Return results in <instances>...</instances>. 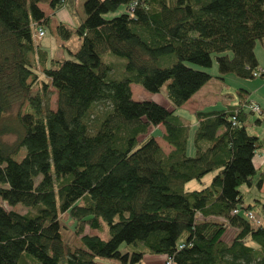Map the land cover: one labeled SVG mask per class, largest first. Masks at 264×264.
Returning a JSON list of instances; mask_svg holds the SVG:
<instances>
[{"label": "trees", "instance_id": "16d2710c", "mask_svg": "<svg viewBox=\"0 0 264 264\" xmlns=\"http://www.w3.org/2000/svg\"><path fill=\"white\" fill-rule=\"evenodd\" d=\"M39 4L77 17L54 29L78 40L67 58L34 44L32 32L50 24ZM263 37L264 0H0V264H139L146 254L264 264V222L251 210L264 215V199L245 203L240 190L256 174L260 142L248 128L259 112L249 101L194 111L192 154L189 123L174 112L211 78L203 68L212 58L218 76L252 78ZM106 53L123 64L102 61ZM133 84L149 93L165 85L170 108L133 99ZM191 180L200 186L187 188ZM16 204L28 211L5 208ZM63 213L73 248L60 233ZM103 223L106 239L91 234Z\"/></svg>", "mask_w": 264, "mask_h": 264}, {"label": "crops", "instance_id": "0c3cea01", "mask_svg": "<svg viewBox=\"0 0 264 264\" xmlns=\"http://www.w3.org/2000/svg\"><path fill=\"white\" fill-rule=\"evenodd\" d=\"M39 7L44 11L46 15H49L50 18L49 28L54 33H55L54 30L55 26L58 22L66 24L70 27H73L78 22V19L75 15L70 17L67 15V13L65 14L62 10H58V11L56 10L54 13H51L50 9H47V11H45L42 8V5L40 4ZM56 38L59 41V43L61 42L60 44L64 46L63 41H61L57 36ZM68 50H72V49H66V52H68ZM253 51L257 62L256 69L259 71V73L256 76H253L252 78H240L236 76L237 79H232V77H230L231 73H225L222 74L221 76H218L217 71L211 72L210 74L211 78L207 80L182 105H180V107H185L190 105L191 108H187V109H188V113L191 115L196 110L203 109L205 106H209L211 104H216V103L218 104L220 103L219 104L220 106L215 109H221L227 106H234L246 101H252L257 104L259 109V116L263 120L259 125H251L248 128L249 131L252 134H254L259 139L260 142L259 148L256 150V152L252 157V164L256 170V174L252 178L250 186L249 187L246 186L248 190L250 189L251 191V189H255L256 192L255 193L250 192L248 198L246 196L248 202H250V199L253 200L254 198H258L260 200L264 199V37L255 42ZM51 57L62 58L63 56L62 54L59 55L57 54ZM228 81H233L235 83L236 85L234 86L235 94L233 93V91H229L230 87L227 84ZM162 105H164L167 108H170L168 102L167 104H162ZM180 117L186 122H188L186 118H183L182 116ZM195 123L196 121H194V124ZM155 127H157L160 130L159 134H161L163 130L162 126L157 125ZM154 138L158 143V145L161 147L159 141H161L162 139L160 138V136L159 137L155 136ZM161 142H163L166 145L167 147L166 150L168 151L170 149L169 146L163 140ZM259 173H261L262 180L259 189H256L255 180L257 174ZM232 235H233V229L229 228L224 234L225 241H228L232 237Z\"/></svg>", "mask_w": 264, "mask_h": 264}, {"label": "rangeland", "instance_id": "374dc122", "mask_svg": "<svg viewBox=\"0 0 264 264\" xmlns=\"http://www.w3.org/2000/svg\"><path fill=\"white\" fill-rule=\"evenodd\" d=\"M74 1H76V0H74ZM42 8L45 11H47V9H48L46 7V5H44V4H42ZM121 9L122 8H118L116 10V13H119L121 11ZM58 10H62L65 14L67 13L68 16L72 17V14H70V11H69L68 7L62 6ZM32 33H33L32 34V39H33L34 44L38 45L39 48H41V49L46 51L47 58H50L51 56L57 55V54L58 55L62 54L63 57L67 58L68 56H67L66 49H73L78 44V40H77L76 36L74 34H72L71 37L68 40L63 41L64 46H62V44H60L61 42L59 43V41L57 40L55 33L52 32L49 27H44V35L42 37H37L36 34H34V31ZM101 59H102V61H105V60H107V61L108 60L109 61H116V62H120L122 64L124 62V59L118 58V57L113 56V55H111L109 53H106V54L102 55ZM37 67H38L37 70L39 71L40 67L39 66H37ZM203 69L206 70L210 74H211V72H216L217 68H216L215 59L212 58L211 65L209 67L203 68ZM212 69H213V71H212ZM254 72L255 73H259L258 70H255ZM120 76L121 75L116 76L115 78L120 77ZM230 77H232V79H237L236 76L233 75V74H231ZM227 84L230 87L229 91H233V93L235 94V90H234V86H236L235 83L233 81H228ZM164 89H165V85L162 86L160 92H158V93H149V92L144 91L139 85H134V84L131 85V93H132L133 99H135V98L136 99H152V100H155V101H157V102H159L161 104H167V100L165 99V96H164ZM54 97H55V95L53 94V92H51L50 98H49V103H48L49 108H54ZM219 104L216 103V104H211L209 106H205L203 108V110L218 108L220 106ZM187 108H191V106L188 105V106H185V107L175 108L174 112L176 114H178L179 116H182L183 118H186L188 120V123L190 124L189 125V130H188V138H187V154H192L193 152H192V144L191 143H192V131H193V128L195 126V124H194L195 117H194V114L190 115L188 113V109ZM151 132H152V134L154 136H157V137L160 136V134H159L160 130L157 127L151 128ZM139 138H141V137H139ZM6 139H8V138L6 137ZM161 141H159V143H160L161 147L163 148V151L166 152L167 151L166 150L167 147ZM210 177H211V175L207 174L202 179V182L203 183H207ZM199 186H200V184L197 181H195V180H191L188 183H186V187L189 188V189H192V188H195V187H199ZM240 190L243 192L244 198H246V196L248 198V196L250 195V192H252V193L256 192L255 189H251V191H250V189L248 190L246 188V186H244V185L240 186ZM247 198L244 199L245 203H246V201H248ZM5 208L6 209H13V210H15V211H17L19 213H24V212L28 211L27 208L21 206L20 204H16L14 206H6L5 205ZM251 210H252V213L259 220L264 222V215H263V213L261 212V210L257 206H253L251 208ZM59 220H60V227H61L60 228V233H61L62 239L65 242V244L68 247H70V248H73L74 246L79 245L78 240H77L78 238L75 235V233L73 231V228H72V226H73L72 225V221L69 220L66 217L65 213L59 215ZM103 227H104V231L103 232L94 230L93 232H91V234H96L99 237H101L102 239H106L108 237V234H107V227H106L105 223H103ZM83 233H86V234L90 233V230H88L86 227H84L83 228ZM96 261L99 264H111V263H114V262H111L110 260H108L106 258H99V257L96 258ZM139 264H165V260H164V257L162 255L146 254V255H144L142 257V260H141V262Z\"/></svg>", "mask_w": 264, "mask_h": 264}, {"label": "built area", "instance_id": "2783aa9c", "mask_svg": "<svg viewBox=\"0 0 264 264\" xmlns=\"http://www.w3.org/2000/svg\"><path fill=\"white\" fill-rule=\"evenodd\" d=\"M36 35L38 36V37H41L42 35H43V30L42 29H40V28H38L37 30H36ZM258 73H253V75L254 76H256ZM248 108L251 110V111H253L254 113H258L259 112V109H258V106H257V104L255 103V102H252V101H249L248 102ZM170 259L168 258V259H166L165 260V264H170Z\"/></svg>", "mask_w": 264, "mask_h": 264}]
</instances>
